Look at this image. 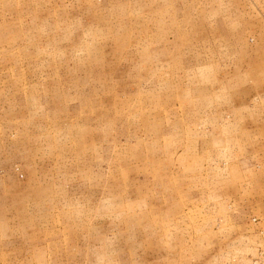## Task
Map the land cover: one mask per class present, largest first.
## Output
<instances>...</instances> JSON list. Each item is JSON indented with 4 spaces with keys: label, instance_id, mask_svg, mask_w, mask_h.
Segmentation results:
<instances>
[{
    "label": "rangeland",
    "instance_id": "rangeland-1",
    "mask_svg": "<svg viewBox=\"0 0 264 264\" xmlns=\"http://www.w3.org/2000/svg\"><path fill=\"white\" fill-rule=\"evenodd\" d=\"M0 264H264V0H0Z\"/></svg>",
    "mask_w": 264,
    "mask_h": 264
}]
</instances>
